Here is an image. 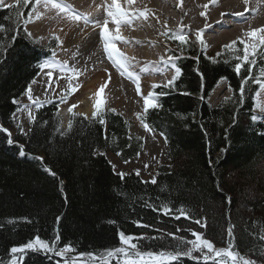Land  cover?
I'll list each match as a JSON object with an SVG mask.
<instances>
[{
	"label": "trees",
	"instance_id": "16d2710c",
	"mask_svg": "<svg viewBox=\"0 0 264 264\" xmlns=\"http://www.w3.org/2000/svg\"><path fill=\"white\" fill-rule=\"evenodd\" d=\"M30 10L21 7L23 18L17 21L15 7H0L3 129L14 127L13 100L26 93L41 72L39 65L50 57V47L57 46L43 47L25 32L22 24ZM172 37L181 75L173 86L155 91L160 107L143 114L152 132L167 138L172 160L171 167L159 169L155 184L134 174L121 179L99 155L108 151L128 162L142 151V141L129 134L130 123L114 111L101 110L103 125L72 114L69 131L61 129L59 104L53 103L38 109L29 134L18 131L11 138L0 131V264H10L12 247L37 236L52 242L58 235L57 250L71 245L74 251L64 258L29 251L17 254L18 264H71L73 258L77 264H118V257L105 253L123 246L119 232L132 236L141 252L190 249L192 232L225 247L232 225L234 250L264 264V240L259 239L264 235V123L251 120L261 89L256 81L264 80V57L243 63L237 74L238 54L209 56L190 40L181 44ZM222 83L231 99L213 106L209 100ZM204 254L193 251L173 264H205Z\"/></svg>",
	"mask_w": 264,
	"mask_h": 264
},
{
	"label": "bare ground",
	"instance_id": "6f19581e",
	"mask_svg": "<svg viewBox=\"0 0 264 264\" xmlns=\"http://www.w3.org/2000/svg\"><path fill=\"white\" fill-rule=\"evenodd\" d=\"M102 1L110 2L112 0H53V2L64 5L66 10L56 8L57 15L53 16L54 18L51 20L44 16L40 8L41 5H38L39 8L29 17L32 19L30 21H34L37 19L36 14L41 13V20L32 29L33 36L42 37L48 33L53 21L66 11L77 15L80 17V21L84 20V24L79 22L73 36L69 37V40L63 39L74 44L70 53L75 50L74 52L77 54L74 59H71L81 66L85 64L100 65V61L104 57L107 59L99 36L100 28L96 30L98 23L103 24V20L107 19L106 14L102 11L104 7L100 8ZM120 2L123 7L133 11L135 15L129 25L120 28L122 41H116L115 44L117 49L128 57L129 71L139 77L141 91L145 97L151 86L159 85V82H162L159 77L164 75L161 59L167 51L163 37L167 23H172L175 29H182L188 35H194L200 41L203 40L210 47L224 43L230 44L234 40H244L248 43L249 48H252L253 45L260 46L258 40L247 34L257 29H264V0H135L131 6L127 5L126 0H120ZM140 12H146L147 18L140 16ZM110 31L114 33L115 25L112 24ZM259 34L264 35V31ZM99 65L92 67L94 73L95 71L101 72ZM113 67L117 79L113 80L111 93H137L136 84L128 77L127 73L122 74L115 65ZM74 68L80 67L75 66ZM170 77L172 76L169 75L168 78ZM102 78L100 75L92 78L86 89L94 91L95 87L93 86L101 83ZM35 81V84H38L39 78ZM260 93L255 100L262 99L260 103L264 105V91ZM138 96L142 98L141 95ZM94 98L92 97L89 101H81L84 113L92 114ZM140 104L144 107L143 99L140 100ZM145 132L150 136L149 131L145 130ZM145 139L147 140V138ZM157 142L156 147L153 144L146 147L143 162L147 166L151 162V155L156 154V148H159L160 151L163 149L160 148V144L163 143L160 137L157 138Z\"/></svg>",
	"mask_w": 264,
	"mask_h": 264
},
{
	"label": "rangeland",
	"instance_id": "374dc122",
	"mask_svg": "<svg viewBox=\"0 0 264 264\" xmlns=\"http://www.w3.org/2000/svg\"><path fill=\"white\" fill-rule=\"evenodd\" d=\"M110 2L102 1L100 3L101 4L100 8L102 9L104 7V10L102 9L104 14H106L105 4L110 5L111 4ZM15 5H16V0H8V1L3 0V5L1 7L9 8L11 6L15 7ZM36 5L37 4L34 2V0H32V2H30L27 6L23 7V8H28L31 6V10L28 14L27 19L24 20L22 25L25 28V32L27 34L31 33L30 37L34 41L39 42L41 46L49 47V45L53 43H57V46L55 48L52 49V47H50L51 49L50 51L52 52L53 57L50 61L46 63V64H52L53 68L51 70L49 69L42 70L41 74L37 77L39 78V83L35 84L32 82V84L29 86L32 90L31 95L33 96L34 99L37 100V103L33 104L28 99V95L25 93L18 100V103H16L17 112L14 114L13 117L14 127H8L4 129L7 130V133L11 134L10 135L11 138H14L17 135L18 131H21V128L23 129V131H21L22 134L24 135L29 134V132L31 131V127L33 125V122L29 120V111L35 117L36 120L38 109H40L45 105H50L53 103H59L61 105L59 111L61 114L65 113V111L69 109L71 106L76 105V107L72 109L71 112L72 114H78L85 117L86 119H91L93 118V112L95 111L94 105L97 103L98 100H100L102 102L101 110H110V111L114 110L115 113L122 115L126 119V121L130 123L131 126L129 130L130 136L140 139L143 143V147H142V151L138 154V156L135 159H132L128 162L120 161L116 156H114L111 152L108 151H99L98 153L101 152L106 153V155L104 156L108 159L109 163L114 169V172L117 175L118 173H124L125 174L124 177H125L134 174L136 176H139L144 182H151L153 178H155L156 180L159 169L162 167H171L172 160L169 156L168 147L164 138L161 135L155 134L152 131L150 132L151 134L149 136V134L145 132V129L142 127L140 121L137 119V114H141V115L144 114V107L140 104V100L143 98L139 97L138 96L139 94L137 93H111L112 86L114 83L113 80L114 78L115 79L117 78L115 77L116 75L114 69H112L114 68L112 62L108 58L106 59L104 57L100 61V65L85 64L81 66V65H77V63L72 61V59H74L77 54L74 52L75 50H73V52L70 53V50L73 49L74 44L72 45V43L64 41L63 39L66 38L67 40H69V37L73 36L72 35L73 32L78 27V23L81 22L84 24V22L83 20L80 21V19H77L76 17L72 16L71 13L60 14V17L57 18L55 21H53L49 30L47 31L48 33H46L44 36L42 37L33 36L32 29L35 28L34 25L41 20V17L39 19L34 18L35 19L34 21H30L31 18L29 19L30 15L36 9L39 8L38 5L37 6ZM39 5H41L40 8L44 16H46V18L51 20L57 15L56 8L55 10H53L51 3L49 4L48 7H44V4L42 3H40ZM44 8L45 10H43ZM100 25L102 24L98 23L96 30L100 28ZM111 26L112 24L109 23V29H111ZM166 27L167 28L165 30L163 37L165 38V45L167 46L168 52L165 51L166 53L162 55V58L165 61H167L168 57H174V52H175V47L174 45L171 44L172 40H170L169 37L175 36L176 34L182 31V29L180 30L175 29L172 23H167ZM28 28L30 32L28 31ZM182 33L185 36L186 40H190L194 45H196V47L203 48L204 52L209 56L216 57L224 53V51L235 53L241 56L243 55L242 49L244 48V45L239 43V41L241 40H236L237 43L233 45V47L231 48L224 47L225 44L229 45V43L228 44L224 43L210 47L205 42L202 45L200 43V40L196 38L194 35L192 36L190 34L188 35V33H186L185 31H182ZM234 49H240L241 51H235ZM249 51L251 52V48H249ZM263 57H264V46L260 45L256 47L255 56L250 55L249 59L258 62ZM172 64L176 67L175 59L172 61ZM94 65L96 66L99 65L101 72L95 71L94 73L93 72L94 68H92L94 67ZM75 66L80 68L76 69L74 68ZM71 70H75V75ZM162 70H163L162 73L165 75V77L163 74H162L163 76L159 77V80L162 81L161 83L159 82L160 86L154 88L152 86L150 87V91L154 93L159 88H167L164 85H166L169 80H172L173 76L175 75L174 67H170L166 64H163ZM48 71L52 72L51 77L46 75V72ZM98 75H100V77H103L101 83L95 84V86H93L95 87L94 91H90L86 89L91 79L97 77ZM169 75L172 77L168 78ZM178 78L179 77H177L175 81ZM102 86H104L103 91L100 93V96L97 97L96 93ZM92 97H95L92 104L93 112L91 115H88L86 112L84 113L83 111L84 107L81 105V101H89V99L91 100ZM228 97H231L230 90L225 83H222L209 101L211 105L217 106L221 101L225 100ZM260 100L262 99H259L258 101L255 100L256 116H261V113L259 112L258 109V105H263V104L260 103ZM61 121L64 120L61 119ZM258 121L264 123V116H261V119H259ZM159 137L163 142L162 144H160V148L163 149H161L160 151L159 148H156V154H154V156L151 155L150 157L151 162L147 166L143 162V158H145L144 152L146 153L147 150L146 147L149 146L150 144H153V146L156 147L158 144L157 138ZM145 138H147V140ZM137 171H139V175L136 174ZM204 252H206V250H204ZM195 253L198 256L199 255L201 256V251H195ZM117 259H122V258H117Z\"/></svg>",
	"mask_w": 264,
	"mask_h": 264
},
{
	"label": "snow or ice",
	"instance_id": "6c2138e0",
	"mask_svg": "<svg viewBox=\"0 0 264 264\" xmlns=\"http://www.w3.org/2000/svg\"><path fill=\"white\" fill-rule=\"evenodd\" d=\"M32 0H16L15 10H16V20L19 21L21 18H23V13L19 11L21 7L27 6ZM34 2L39 5L40 3H43L45 7H48L51 3V6L53 8L66 10V7L62 4L55 3L53 0H34ZM127 5L131 6L135 3V0H126ZM3 5V0H0V6ZM106 11V17L107 19L104 20L103 24L100 25V40L103 44V50L105 54L107 55V58L115 65L121 72L127 73L128 77L133 80V82L136 84V91L137 94L141 95L144 101V114H147L150 108H158L160 105L156 102L158 94L150 91L148 95L145 97L143 96V93L141 91L140 83H139V77L134 76L132 72L129 71V62L128 57L124 56L123 53H121L117 47L115 42L116 41H122V37L120 35V28L122 26H127L132 22V17L135 15L133 11L127 10L125 7L122 6V3L120 0H112L110 5L105 6ZM37 19L40 18V14L37 13ZM140 16L147 18L146 12H140ZM201 15H204V13H201ZM79 19V17H76ZM109 23L115 25V31L114 33L110 31L109 29ZM0 30H5L0 28ZM264 31V29H257L252 32H249L247 35L253 39H256L259 41V44L264 46V35H260L259 33ZM29 36H31V33H28ZM58 39V38H56ZM172 39L179 41L181 44L186 43V38L183 35L182 31L175 36L172 37ZM126 42V41H124ZM200 43L203 45L204 41L201 40ZM237 42L233 41L229 45H225V48H231L233 45H235ZM239 43L244 45V48L242 49L243 55H237L234 58L238 61H241L242 63H237L235 65V71L237 74H239L241 67L243 66V63L247 64H254V60H250L249 57L255 56L256 54V46L253 45L251 48V52L249 51V45L244 40L239 41ZM183 49H181L182 51ZM235 51H241L240 49H234ZM175 59V57H168L167 61H165L163 58L161 59L162 64H166L170 67L175 68V75L173 76L172 80H169L165 87L173 86L174 81L177 77L181 75V69L178 67H175L172 64V61ZM215 62V60H213ZM41 70L49 69L51 70L53 68L52 64H41L39 65ZM63 70V69H62ZM73 74L75 75V70H71ZM197 72L199 75H201V78L203 76L202 73H199V70L197 69ZM46 75L51 77L52 72L48 71L46 72ZM261 77H264V70L261 71ZM260 88L264 90V80H257L256 81ZM33 83H35V80H33ZM247 83V80L243 81L241 84V87L239 89L240 92V99L238 102H242L243 96H244V84ZM106 86V85H105ZM102 86L96 93L97 97L100 96V93L103 91ZM154 87H159V85H153ZM31 88L29 87L26 89V94L28 95V99L33 103L36 104L37 100L33 98L31 95ZM186 95L190 93H185ZM261 93H256L257 96H259ZM231 98L228 97L225 99V103H228ZM13 103H18V101L13 100ZM101 101L98 100L97 103L94 105L95 111L93 112V118L98 119V122L100 124H105V120L100 116L101 113ZM76 107V105H73L69 108V112H72V109ZM259 112L261 113V116H264V105H258ZM114 111V110H113ZM261 116H252L251 120L253 122L261 119ZM137 119L140 121L142 127L146 130L151 132L152 129L150 128L149 124L145 122L144 116L141 114H137ZM29 120L31 122H35V117L31 114L29 111ZM69 131L72 128V121L69 122ZM0 131L7 132L6 129H3L2 126H0ZM21 131L23 129L21 128ZM10 137V133H8ZM107 139V137H105ZM165 140L167 142V138L165 137ZM8 144H13L11 138L8 139ZM20 152L19 155L24 156L25 153L23 151V146H20ZM221 151H224L222 149ZM120 153H117L119 155ZM99 155H106V153H99ZM35 159L42 160V157H35ZM46 171L50 172L52 175H55L54 172H51V169H46ZM139 175V171L136 173ZM118 175L123 179L124 173H118ZM151 183L155 184L156 180L155 178L152 179ZM230 202V199H229ZM171 211V209L167 208L165 206L164 212L165 214H168ZM181 212V215H185V218H189L183 211V209L179 210ZM179 218V217H177ZM57 220H59V217H57ZM110 223H114V221H110ZM196 223H200L199 220L196 221ZM139 226V225H138ZM235 225L230 226L227 229L228 234V242L227 246L225 247H219L217 248L213 242L209 241L208 239L203 238L199 233L192 232V236L194 237V240L191 241L192 247L190 249L185 248L184 250H173L172 252H160L158 254L152 253V252H141L138 249L137 244L133 243V237L126 235L123 232H119V240L120 244L124 246H118L113 249L107 250L105 255L107 257H118L122 259H118V264H173V262L177 261L180 256H191L193 251H201L204 252L206 250L205 254L203 255V260L205 261V264H209V261L212 262V264H255L254 261L250 260L249 258L243 256L238 251L234 250L235 245L233 243L235 237H234V229ZM260 240H264V235L259 236ZM59 241V236L57 235L52 242L46 241L41 239L39 236L35 237L32 240H29L26 244L22 246H14L10 249V253L12 255V259L10 261V264H18V257L17 254H25L26 252L32 251V252H38L40 254H48V253H54L56 256H59L61 258H64L66 253L73 252L74 249L71 245H66L63 248H60L57 250L56 244ZM65 264H68V261L65 260ZM71 264H77L76 259H72ZM103 264H109L108 260H104Z\"/></svg>",
	"mask_w": 264,
	"mask_h": 264
}]
</instances>
